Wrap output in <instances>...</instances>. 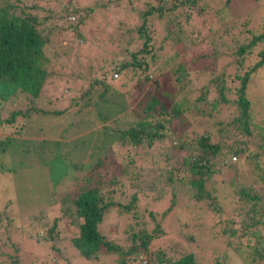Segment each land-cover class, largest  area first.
<instances>
[{
    "label": "trees",
    "instance_id": "16d2710c",
    "mask_svg": "<svg viewBox=\"0 0 264 264\" xmlns=\"http://www.w3.org/2000/svg\"><path fill=\"white\" fill-rule=\"evenodd\" d=\"M113 1L122 8L109 10L108 4L103 0H97L95 4L86 7L78 4L69 5L71 3H64V0H0V108L3 110L6 106L10 107L2 111L6 116H1L0 110V130L12 127L16 128L17 133L24 135H31L32 130L43 133L36 121L26 125L15 123L19 115L28 116L34 111V107L22 111L19 107L14 108L11 102L18 92L34 99L41 96L49 79L48 69L51 60L49 49L53 43L56 45L62 40L58 39L60 36L75 31L73 35L70 34L67 41L72 50V59L80 58L74 37H81L78 29L90 16L96 19L100 17L105 23L109 17L112 20H117L113 18L116 16L120 19L111 23L114 25L115 35L110 40L115 42L118 50L121 53L125 52L127 57L121 60L110 57L113 63L111 71L118 73L139 71L147 73L144 79L152 78L144 103L136 111L129 113L132 119L128 124L114 130L108 124L101 125L109 118L91 110L93 108L100 111L101 108L96 104L103 101L107 95H120V91L111 86L104 74L101 79L89 78L85 91L76 93L68 99V108L65 112L45 113L43 105L35 109L34 114L37 116L49 113L63 118L67 116L64 125L76 130V134L68 138L70 142H64L66 140L64 136L52 143L38 141V146L41 145L38 149H42L46 144L48 147L45 148L52 152L56 148L60 150L61 147H64L62 150L65 151L79 149L81 142L72 139L78 133L93 127L92 123H100L98 128L89 129L97 135L98 132L114 133L108 140L109 144L104 145L102 151L94 155L90 165L85 166L78 158L73 161L71 158L67 160L71 164L63 169V172L66 171L68 178L75 169L80 171L71 185L73 196L68 200L66 195L67 200L60 205L54 203L56 201L51 197L52 204L49 210L55 211V215L49 225L45 219L40 228L46 226V232H50L59 219L65 221L70 231L68 241L71 248L77 255L86 259L105 253L117 256L115 264H199L196 253L187 250L185 246L183 252L179 249V253L173 248L165 250L156 245L151 246L155 238L164 235L161 220L165 216V210L162 211L159 221L145 220L150 226L149 229L146 222L143 224L137 221L128 222L122 230L125 234L122 242L128 241V244L120 243L114 236L108 237L99 229L100 223L111 213L117 216L129 213L134 215L138 196L146 187L153 188L157 182L171 183L172 190L169 193V205L166 210L171 207L177 208L188 222L190 218L195 220L199 215L204 216L203 222L195 224L189 222V225L190 228H199V236L202 239L205 237L204 246L207 243L212 250L216 249L214 253L220 252L214 257L212 264H229L228 258L232 257L239 264L243 262L252 264L264 255V235L261 238L264 221L254 219L255 203L260 196L254 190L241 187L236 196L232 193L224 205L215 194L214 185L206 186V182L217 172L214 163L216 160H230L231 157L235 158V155L243 157L242 166L237 167L236 163V166L227 165L228 168L236 171L251 161L252 168L255 167L253 172L259 171L258 153L249 155L243 136L254 138L258 135L259 139H262L258 147L260 150L264 149V122L261 124L254 122L252 103L246 95L250 78L256 76L260 67L264 65V28L261 29L262 32L256 31L253 27L246 28L242 22L241 25L246 29L239 39V16L231 11V0H154L153 3L150 0ZM137 1H143L144 4L138 5ZM219 4L224 6L232 17L231 22L221 23L220 28L221 33L228 34L227 37L233 39L232 43L222 44L224 50L220 48L224 53L230 52L231 71L226 67L218 69L214 66V69L209 71L205 84L198 87L190 84L192 75L190 71H193V65L187 69L188 65L182 60L174 61L170 55L161 56L160 63L149 71V65L156 59L157 51L164 50L163 45H169L168 36L178 32L170 24L168 13L181 12L186 24L189 25L193 16L203 21L209 20L207 17H215L217 20L216 15L221 11ZM70 15L75 16L72 21L67 19ZM153 17L163 20L164 27H160L161 35L154 33L156 29L151 24ZM123 18H126L127 22L124 23ZM112 32V29H109L108 34H103L101 41L109 38ZM156 40L161 41V44L155 45ZM62 43L64 45V40ZM260 44L262 45L255 51L254 48ZM229 63L226 66H229ZM163 64H166L167 68L162 71ZM151 74L154 76L151 77ZM167 75L172 76L173 85L171 81L165 80ZM53 90L58 93L56 86ZM69 94H72L71 89L65 92L60 90L57 96L61 98ZM93 94H96L94 101L90 100ZM120 108L123 110V105ZM193 122L198 123L200 127L201 122L208 124L205 129L202 126L200 132L194 131L188 136L186 132ZM177 128L186 134L188 145L176 137ZM229 137L234 139L229 141ZM19 141L21 140L11 133L0 136V160L5 157L6 152L15 148ZM171 147L181 152L180 163L176 162L174 165L170 163L171 155L168 150ZM26 148L24 145L21 149ZM163 148L166 149L165 152L162 151ZM31 150L33 153L34 147ZM151 150L159 155V161L155 163L149 161ZM85 152L83 150L82 157ZM52 158L55 161L60 159L57 154ZM13 170L10 166H4L0 172L7 173ZM255 176L257 174L253 175ZM235 177L228 178V181H235ZM258 177L264 179V173ZM116 187L119 188L120 196L114 198L111 193ZM127 188L129 192L126 194ZM124 193L126 199L121 200L120 197H123ZM8 205L10 204L5 201L0 203V237L1 235L4 237V242L9 241L10 233L22 228L20 224L14 222L12 214L8 217L4 214ZM49 210L42 209L41 212L46 215ZM148 214L151 215L152 212L149 211ZM259 224L261 225L258 227ZM185 226L187 227V224ZM253 226L258 229L251 230ZM184 229L185 240L192 241V233L187 228ZM254 235L258 237L255 238ZM33 239L42 241L43 236H34ZM49 239L52 237H47L45 241ZM53 246L51 244L46 250L49 252L53 249L55 257L58 258L60 252ZM2 251L0 249V259L5 255L8 257L4 264H17V258L14 256L17 245L13 246V254L8 255ZM143 257L146 259L142 263Z\"/></svg>",
    "mask_w": 264,
    "mask_h": 264
},
{
    "label": "rangeland",
    "instance_id": "374dc122",
    "mask_svg": "<svg viewBox=\"0 0 264 264\" xmlns=\"http://www.w3.org/2000/svg\"><path fill=\"white\" fill-rule=\"evenodd\" d=\"M96 1L97 0H64V3H71L69 5L78 4L79 6L86 7L95 4ZM143 1H137L138 5H143ZM150 1L153 3L154 0ZM103 2L108 4L109 10H118L122 8L118 7L117 3L113 0H103ZM219 6L221 7V11L216 15L217 20L215 17H207L209 20L203 21L193 16V21H189V25L186 24L181 12L168 13L170 24L173 28H176L178 32L168 36L170 41L169 45H163L164 50L157 51L158 54L156 59L149 65V71H152V69L160 63L161 56L163 55H170L174 61L182 60L188 65L187 69H190L191 65H193V71H190L192 72L190 84L194 87L203 86L205 84L208 73L211 69H214V66L218 69L226 67L227 70L231 71L232 67L229 63L231 61V57L229 58L230 52L224 53L220 48L224 50L222 44L232 43L233 39L230 36L227 37L228 34L221 33L220 28L221 23L227 24L231 22L232 17L224 6L221 4H219ZM230 6L231 11L239 16V39H241L242 32L246 28L253 27L256 31L262 32L264 28V0H231ZM74 17L75 16L70 15L67 19L72 21ZM113 18L120 20L117 16ZM117 20H112V18L109 17L108 21L105 23L104 19L100 17L97 19L91 16L87 18L78 29L81 37H74V44H78L76 45V50L80 56V58L76 57V60L72 59V50L69 41H67L70 34L73 35L75 31L60 36L58 39L64 40V45L61 40L58 41L56 45L53 43V49H49L51 57L48 69L49 79L43 88L41 96L34 99L29 95L18 92L14 95V101L11 102L14 108L19 107L22 111H25L29 107H34V111H31L28 116L19 115L15 119V123L18 125H26L36 121L40 124L43 131L41 134L39 131L32 130L31 132L33 133H31V135H24V133H17L15 131L16 128L13 129L12 127L7 130H0V136L11 133L12 136L21 140L17 143L18 145H15V148L6 152L5 157L0 160V170H2L4 166H10L14 169L7 173L3 171L0 172V203L1 201H5L10 204L7 209L5 208L6 212L4 214L7 217L12 214V218L15 219L14 222L22 226V228L14 230V233L9 234L10 237L7 242H4V237L1 235L0 249L3 250L2 252H7L8 255H10L13 254V246L17 245V252H14V256L17 258V264H115L114 261L117 256L112 254H99L97 257L88 259L77 255L74 249L71 248V243L68 241L70 231L66 226V222L63 220L59 219L56 226L50 232H46V226L40 228L43 226L45 219L49 225L55 215V211L49 210L50 204H52L51 197L55 199L56 202L54 203L60 205L64 204L67 200L65 197L66 195L68 196V200L73 196L71 193V185L74 179L79 176L80 171L75 169L68 178L66 171L63 172V169L71 164L68 163L67 160L71 158V161H73L78 158V161L84 163L85 166L90 165L95 157L94 155L99 154L100 151H102V147L109 144L108 140L113 137L114 133L107 132V134H101L98 132L97 135L93 130L95 127L98 128L100 123H92L93 127L88 128L87 131L84 130L78 133L76 137L72 139L81 142L78 147L79 149L65 151L62 150L64 147H61L60 150L56 148L52 152L50 149L48 150L45 148L46 146L48 147L47 144L42 147V149H38L41 146H38V141H48L52 143V141L64 136L66 137L64 142H70L68 138L76 134V130L73 127L64 125L67 116L63 118L54 113L37 116L35 115V109L43 105L44 108L42 109L45 113L49 111L65 112V109L68 108V99L71 96H75L76 93H80L83 90L85 91L89 78L101 79L104 74L111 86L115 90L120 91V95H107V97H104L105 99L103 101L96 104L101 108L100 111H95L93 108H91V110L93 113H101L105 118H109L103 121L101 125L108 124L113 130L128 124L132 119L129 113H131V111H136L141 104L144 103V98L148 97V90L152 78L149 77L150 79L148 80L144 79L147 73H141L139 71L134 73L125 71L119 73L116 71L117 73H115L111 71L113 63H111L110 57L115 60H121L127 57L126 53H121L116 43L110 40L112 36L115 35L114 25L111 23H115ZM123 20H125L124 23L127 22L126 18H123ZM242 22L245 23L246 28L241 25ZM65 24L64 22V25ZM151 24L155 26L156 30L154 33L161 35L162 30L160 27H164L163 20L153 17L151 18ZM99 26L101 27L99 28ZM109 29H112L113 32L110 34L109 38L101 41L103 34H108ZM180 38L181 40L179 41ZM159 44H161V41L156 40L155 45ZM261 45L262 44L254 48V50L256 51ZM63 46L65 49L62 50ZM233 47L232 45V48ZM69 49L70 51H68ZM106 58L108 61H106ZM227 63H229V66H226ZM168 65L171 66V63ZM165 68H167L166 64H163L162 71ZM150 76L153 77L154 75L151 74ZM159 80L161 79L159 78ZM165 80L171 81V85H173L171 75H167ZM55 86L58 89V93H55L53 90ZM96 86H98V84ZM69 89H71L72 94H69L67 97L60 98L57 96L60 90L65 92ZM246 95L252 103L254 122L263 123L264 65L260 67L256 76L250 78L246 89ZM176 98L177 97H174V99ZM90 100H96V94L91 95ZM121 105L124 107L123 110L120 108ZM9 108L10 107L7 106L3 110L0 108L1 116H6V114L3 115L2 111ZM87 123L89 124V121ZM201 123L205 129L208 123ZM202 126L200 127L198 123L193 122L186 134L191 136L194 131H199ZM183 131L185 132V130ZM175 133L179 141H183L186 145L189 144L188 138L185 136L186 134H183L179 128L176 129ZM237 138L239 139L240 137ZM243 138L246 139L245 147L249 155L254 152L258 153L259 171L256 170V173L253 172L255 167L252 168L253 162L251 161L246 163L247 166L238 168L236 171L228 168L229 165L236 166V163L238 164L237 167L242 166L241 159L243 157L238 155H235V158L231 157L230 160H216L214 163L217 172L213 173L210 177V179L214 181H207L206 186L214 185L215 194L224 205H226L227 200H229V196L232 195V193L236 196L237 191L241 187L247 190H254L260 196L255 203L254 219L263 222L264 179L258 177L259 174L262 172L264 173V149L262 148L260 150L258 147L262 139H259L258 135L254 138L253 136H243ZM233 139V137H229V141ZM24 145L27 146L26 150L21 149ZM33 147L35 150L32 153L31 148ZM83 150L86 152L82 157ZM165 150V148L162 149L164 152ZM168 152L171 155V164L174 165V163H180L182 161V155L178 149L171 147ZM150 153V162L155 163L159 161V155L156 151L151 150ZM56 154L60 157L59 161H55L52 158V156L54 157ZM74 174L77 175L72 177ZM256 174L257 176L253 177V175ZM232 176H236L235 181H228V178ZM230 180H232V178ZM74 187L75 185H73V188ZM170 190H172V184L165 182H157L153 188L146 187L138 196L134 215L129 213L117 216L115 213H111L105 221L103 220L100 223V231L107 234L108 237H116L121 243L122 238L125 236L122 230L128 222L137 221L143 224V222H146L145 220L148 222L152 220L159 221L162 211L165 210V216L161 220L164 235L160 238H155L151 246L156 245L165 250L173 248L176 249V253H179L180 250L182 251L185 246L187 250H192L196 253L199 264H212L214 257L219 255L220 252L214 253L216 249L212 250L207 243H205L204 246L203 240L205 237L202 239L201 236H199V228H190L189 225V222L193 224L203 222L204 216L199 215L195 220L190 218L188 222L186 217L182 213H179L177 208L172 209L171 207L166 210L169 205ZM128 192L129 188L125 190L126 194ZM125 193L123 197H120L121 200L126 199ZM111 194L114 198H117L118 195L120 196L119 188L116 187V190ZM42 209H47L49 211L46 212V215H43L41 212ZM149 211L152 212L151 215L148 214ZM146 224L148 225L147 222ZM185 224H187V227ZM260 225L261 224H259L258 227ZM149 227L148 225V229ZM258 227L253 226L251 230H257ZM184 228H187V230L192 233V241L185 240ZM18 231L19 233H17ZM263 235L264 227L261 238H263ZM34 236H43V242L34 240ZM47 237H52V239L45 241ZM254 237L256 238L258 236L254 235ZM174 242H178V244ZM122 243L128 244V241ZM51 244L60 252L58 258L55 257L53 249L49 252L46 250L48 246L50 248ZM195 246L197 248H195ZM145 259L146 258L143 257L141 262ZM0 260L1 264H4L8 261V257L5 255ZM228 263L239 264L234 257L228 258ZM242 264H245V262ZM252 264H264V255L252 262Z\"/></svg>",
    "mask_w": 264,
    "mask_h": 264
},
{
    "label": "clouds",
    "instance_id": "9594fccd",
    "mask_svg": "<svg viewBox=\"0 0 264 264\" xmlns=\"http://www.w3.org/2000/svg\"><path fill=\"white\" fill-rule=\"evenodd\" d=\"M73 20V19H72ZM115 73H117V72H115ZM116 77H117V74H116Z\"/></svg>",
    "mask_w": 264,
    "mask_h": 264
}]
</instances>
